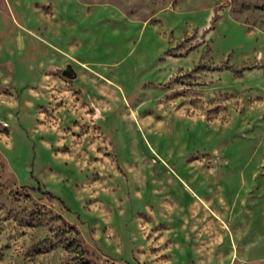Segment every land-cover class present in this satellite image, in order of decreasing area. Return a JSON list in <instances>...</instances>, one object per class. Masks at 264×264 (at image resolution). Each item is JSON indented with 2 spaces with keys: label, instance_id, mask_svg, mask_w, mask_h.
<instances>
[{
  "label": "rangeland",
  "instance_id": "374dc122",
  "mask_svg": "<svg viewBox=\"0 0 264 264\" xmlns=\"http://www.w3.org/2000/svg\"><path fill=\"white\" fill-rule=\"evenodd\" d=\"M0 264H264V0H0Z\"/></svg>",
  "mask_w": 264,
  "mask_h": 264
},
{
  "label": "trees",
  "instance_id": "16d2710c",
  "mask_svg": "<svg viewBox=\"0 0 264 264\" xmlns=\"http://www.w3.org/2000/svg\"><path fill=\"white\" fill-rule=\"evenodd\" d=\"M48 196H50L51 198H56L58 200H60V198H58L57 196H55L54 194L50 193V192H45Z\"/></svg>",
  "mask_w": 264,
  "mask_h": 264
}]
</instances>
